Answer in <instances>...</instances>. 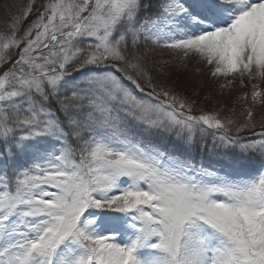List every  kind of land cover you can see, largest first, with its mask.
Wrapping results in <instances>:
<instances>
[{
  "label": "snow or ice",
  "instance_id": "snow-or-ice-1",
  "mask_svg": "<svg viewBox=\"0 0 264 264\" xmlns=\"http://www.w3.org/2000/svg\"><path fill=\"white\" fill-rule=\"evenodd\" d=\"M0 11V264H264V91L193 114L154 59L264 80V0Z\"/></svg>",
  "mask_w": 264,
  "mask_h": 264
},
{
  "label": "rangeland",
  "instance_id": "rangeland-1",
  "mask_svg": "<svg viewBox=\"0 0 264 264\" xmlns=\"http://www.w3.org/2000/svg\"><path fill=\"white\" fill-rule=\"evenodd\" d=\"M35 10L21 26V33L28 27V25L35 18ZM13 59L16 58V49L11 50ZM157 61H169L167 65L157 63L156 67L160 68L162 72L167 73V84L173 91L187 98L189 101H195L193 114H200L203 112L220 111L233 113L243 112L244 108L248 106L249 102L241 101L239 99L245 93H251L253 85H256L257 90L264 91V80H248L244 79L243 85L240 78L233 77H212L210 75V66H206L196 57H189L184 59L181 54L175 53L169 49H163L156 56ZM11 65V61L0 68V74L3 73ZM163 77L157 74V79ZM222 85H225L222 87ZM261 108L264 106L257 104L254 111L257 113V119ZM233 109L235 111H233ZM256 132L260 129L257 127Z\"/></svg>",
  "mask_w": 264,
  "mask_h": 264
},
{
  "label": "trees",
  "instance_id": "trees-1",
  "mask_svg": "<svg viewBox=\"0 0 264 264\" xmlns=\"http://www.w3.org/2000/svg\"><path fill=\"white\" fill-rule=\"evenodd\" d=\"M0 2H2V0H0ZM11 2H13V3H17V4H27L28 3V0H11ZM36 2H37V4H41V3H44V0H36ZM3 20H4V16H3V12L2 11H0V31H3L4 30V27H3ZM156 55L160 52V51H163V48H156ZM155 55V56H156ZM15 59V58H14ZM13 59V60H14ZM154 59H155V57H154ZM13 61H11V63H12ZM240 113H242V112H233V113H228V112H224V114H226V115H232L234 118L236 117V116H238ZM259 119V118H258ZM255 131H257L256 129H255ZM242 135H244V136H249V137H251V138H253V139H255L256 137H253L252 136V133L251 132H248V133H244V134H242ZM208 145H209V147L211 146V136H209L208 137ZM195 154V153H194ZM197 159H199V156H197Z\"/></svg>",
  "mask_w": 264,
  "mask_h": 264
}]
</instances>
